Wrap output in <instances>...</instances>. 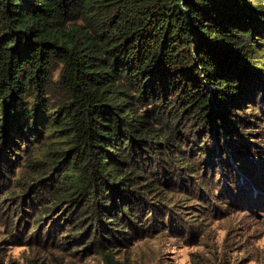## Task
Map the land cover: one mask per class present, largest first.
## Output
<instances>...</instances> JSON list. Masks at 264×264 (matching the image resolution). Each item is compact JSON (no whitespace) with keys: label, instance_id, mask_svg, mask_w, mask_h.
I'll return each mask as SVG.
<instances>
[{"label":"trees","instance_id":"obj_1","mask_svg":"<svg viewBox=\"0 0 264 264\" xmlns=\"http://www.w3.org/2000/svg\"><path fill=\"white\" fill-rule=\"evenodd\" d=\"M261 75L264 0H0V174L20 168V192L50 179L62 237L119 264L155 188L147 153L194 170L189 125L247 153Z\"/></svg>","mask_w":264,"mask_h":264},{"label":"rangeland","instance_id":"obj_2","mask_svg":"<svg viewBox=\"0 0 264 264\" xmlns=\"http://www.w3.org/2000/svg\"><path fill=\"white\" fill-rule=\"evenodd\" d=\"M255 102L253 112L260 125H252L254 129L245 135L249 142L242 137L234 141L248 151L241 157L222 137L219 143L212 133H191L192 125L184 131L180 149H186L184 155L194 170L180 168L177 161L173 165L169 156L160 161L155 150L147 153L151 161L150 165L144 161V174L155 188L147 192L139 226L126 228L129 241L114 249L119 264H264V191L255 188L264 185V91ZM192 139L201 146L193 147L188 141ZM220 146L223 155L217 153ZM246 159L256 168L250 170L257 183L251 190L242 167ZM47 169L40 170L45 177L50 175ZM8 170L10 174H0V239H6L0 245L1 264H103L100 253L84 251L62 237L68 230L62 212L47 209L53 194L47 185L50 179H39L33 188L26 186L20 192L16 183L20 168ZM35 216L39 223L33 224Z\"/></svg>","mask_w":264,"mask_h":264}]
</instances>
